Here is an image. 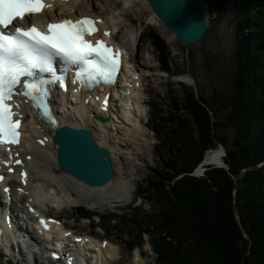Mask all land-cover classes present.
Masks as SVG:
<instances>
[{"label":"trees","instance_id":"16d2710c","mask_svg":"<svg viewBox=\"0 0 264 264\" xmlns=\"http://www.w3.org/2000/svg\"><path fill=\"white\" fill-rule=\"evenodd\" d=\"M242 7L226 116L217 120L190 89L183 99L170 91L167 117L157 113L154 121L156 149L165 156L160 175L146 181L158 264H264V0H244ZM145 40L169 72L162 37L150 30ZM218 143L225 157L213 159ZM222 162L225 167L207 166Z\"/></svg>","mask_w":264,"mask_h":264},{"label":"rangeland","instance_id":"374dc122","mask_svg":"<svg viewBox=\"0 0 264 264\" xmlns=\"http://www.w3.org/2000/svg\"><path fill=\"white\" fill-rule=\"evenodd\" d=\"M204 1L207 7L208 31L202 40L187 46L180 44L174 34L156 18L146 0H133V6L123 0H85L80 3L81 8L85 11L90 10L91 12L92 6L95 7L94 13L105 18L104 20L109 26H116L119 29L116 40L126 46L129 53L128 58L134 61L136 69H140L141 74L150 76L144 79L142 88L144 90L146 88V97L151 101L152 107L156 108V113L162 115V118H166V113L170 111L169 92L171 91L176 97L183 99L185 91H190L192 88L191 78L194 81L193 85L195 84L193 90L195 96H200L207 102L210 109L217 114V120L221 121L227 114L228 108L226 107L230 99L239 51L237 23L243 13L244 0ZM150 30L161 36L169 48V72L160 71L162 69L157 63V55L152 45L145 40L146 33ZM185 76H189V83L185 82ZM151 115L152 112L150 117ZM149 124L151 126L150 120ZM144 133L146 140L142 142L143 145H137L135 148L133 143L127 142L129 148L127 146V149L124 150L134 152L138 160L128 159L130 157L127 158V155H123V158L113 161L114 168L119 172L116 173V182L132 183L133 196L135 197V193H137L141 198L138 199L141 200V203L134 202V205L124 211L122 215L126 218V222H121L124 221L121 218V221H118V217H116L117 221L112 222L109 219L101 218L100 226L108 236L107 240L112 242L114 249L108 256L116 257L115 261H108L106 264H129V247L125 243L138 237L140 230L145 231L146 234H143V238L150 246L153 239L157 241L154 230L152 235L149 230V219L143 216L144 212L151 211L150 194L146 190V181L149 176L160 175L165 156L159 154L158 148H153L155 139L150 134L151 130L144 129ZM222 134L227 137L228 146H230L232 139L230 131L222 126ZM217 153V156L223 154L225 157L226 149H220ZM207 166L225 167V165L212 164ZM54 170L59 176L66 174L58 166ZM202 173L203 171H200L199 175ZM68 176L72 178L70 175ZM116 182L113 183L115 188ZM49 186L56 189L53 183H49ZM128 201L129 199L121 201V203ZM85 210L88 211V209ZM118 210H114L115 214L118 212L116 215H120ZM52 212L57 214L55 211ZM80 213L70 208L67 213L64 212L60 215L66 216L68 223L74 224L77 229L99 233L102 236L103 232H99L101 230L99 227L93 230L91 226L86 225L87 220H84V217L83 220H78L77 217L81 216ZM93 226L95 225L93 224ZM117 251L120 252L118 255ZM154 259L155 254L153 253L151 257H145L142 263L152 264Z\"/></svg>","mask_w":264,"mask_h":264},{"label":"snow or ice","instance_id":"6c2138e0","mask_svg":"<svg viewBox=\"0 0 264 264\" xmlns=\"http://www.w3.org/2000/svg\"><path fill=\"white\" fill-rule=\"evenodd\" d=\"M49 6L45 0H0V145L20 142L21 122L14 119L18 114L9 103L14 96L41 100L47 107L50 90L46 85L52 81L38 78L37 73L55 71L56 60L62 62L65 73L76 69V79L82 86L86 82H107L118 70V54L103 41L94 46L85 39L97 31L96 21L87 17L66 19L48 23L47 32L38 30L32 18ZM33 107L39 108L40 104L33 103ZM49 122L55 124L50 116Z\"/></svg>","mask_w":264,"mask_h":264},{"label":"bare ground","instance_id":"6f19581e","mask_svg":"<svg viewBox=\"0 0 264 264\" xmlns=\"http://www.w3.org/2000/svg\"><path fill=\"white\" fill-rule=\"evenodd\" d=\"M83 1L85 0H68L67 3L55 4L54 10H50L48 15H43V17H47L51 20L61 17H79L82 15L99 17L94 13L95 7L93 6L91 12L90 10H83L80 6V3ZM123 1L130 6L134 5L133 0ZM103 28L111 30L112 37L109 40L116 43L119 29L115 31L117 33L116 35L114 32L115 27H109L108 23L105 21L103 23ZM133 68L136 69L134 64ZM137 76V81L139 82L140 77L139 75ZM185 82L189 83V76H185ZM191 83L192 85L194 83L192 78ZM135 84L136 82L133 80V87H137ZM139 90L128 98L129 102L123 103L120 115L113 117L114 119L107 123L101 124L94 121L95 119L93 120L92 118L95 115L105 116V114L99 111L97 104H95V106L85 105L83 101H80V105L75 106L74 109L67 112V115L60 116L57 123L58 125L63 124L88 130L92 134L94 144L97 146L100 145L109 151L112 163L119 158H123V155L138 160L134 152L124 150L127 149V146L129 148L127 142L135 144L139 138L144 139L145 133L138 123L139 119L142 117V97ZM92 103H96V101H92ZM20 109L24 112L26 107L22 106ZM61 109L65 110L63 106ZM20 115H22V113H20ZM24 121L27 122L24 144L18 147L16 152H19L20 158L24 162L23 168L28 171L30 175L28 176L27 174V176H25L26 179H29V183H25L24 186L27 195L21 198L24 199L25 202L30 199L36 203L40 209L47 203L56 208L65 207L70 209L75 205H86L89 208L97 210L107 208L109 203H118L132 198V183L126 181L117 183L116 173L118 174L119 172L115 168L112 179L106 185L100 187L88 188L70 178L68 176L69 174H62V176L57 175L54 170V168L57 167L55 156L56 149L51 141L54 130L53 125L38 124L27 121L26 119H24ZM217 155L218 153H215L213 159L219 157ZM9 177L15 179L14 176ZM114 182L117 184L116 188L113 187ZM49 183H53L56 189L50 188L51 186H49ZM92 243L94 244V242L91 241L92 247H95ZM98 251L100 258L105 257L111 252V245L108 244L105 249H100ZM135 261L136 264L140 263L137 255Z\"/></svg>","mask_w":264,"mask_h":264},{"label":"water","instance_id":"95a60500","mask_svg":"<svg viewBox=\"0 0 264 264\" xmlns=\"http://www.w3.org/2000/svg\"><path fill=\"white\" fill-rule=\"evenodd\" d=\"M147 3L180 44L192 45L205 36L208 23L204 0H147ZM52 142L56 146L58 166L77 181L90 187H100L112 179L114 172L109 151L95 145L89 131L61 127L54 132ZM203 165L201 162L198 167ZM219 165L224 166V163ZM195 171L194 174L199 175ZM201 171L204 172L205 167Z\"/></svg>","mask_w":264,"mask_h":264}]
</instances>
